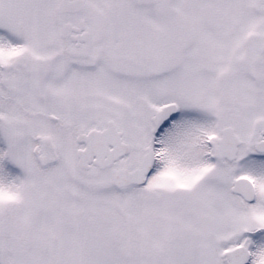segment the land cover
<instances>
[{"label":"snow or ice","instance_id":"obj_1","mask_svg":"<svg viewBox=\"0 0 264 264\" xmlns=\"http://www.w3.org/2000/svg\"><path fill=\"white\" fill-rule=\"evenodd\" d=\"M0 264H264V0H0Z\"/></svg>","mask_w":264,"mask_h":264}]
</instances>
